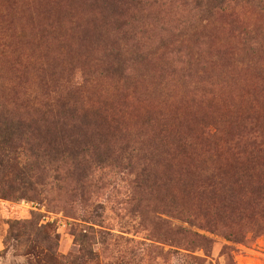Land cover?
Masks as SVG:
<instances>
[{
	"label": "rangeland",
	"instance_id": "obj_1",
	"mask_svg": "<svg viewBox=\"0 0 264 264\" xmlns=\"http://www.w3.org/2000/svg\"><path fill=\"white\" fill-rule=\"evenodd\" d=\"M0 107L30 140L55 118L60 149L97 159L81 195L51 171L0 199V264H264V237L231 243L174 209L191 206L178 180L219 176L246 199L264 182V158L241 153L264 150V0H0ZM141 171L169 183L134 191ZM30 214L51 252L6 239Z\"/></svg>",
	"mask_w": 264,
	"mask_h": 264
},
{
	"label": "trees",
	"instance_id": "obj_2",
	"mask_svg": "<svg viewBox=\"0 0 264 264\" xmlns=\"http://www.w3.org/2000/svg\"><path fill=\"white\" fill-rule=\"evenodd\" d=\"M113 57L114 66L117 68L119 65L118 56L115 54ZM52 106L44 104L43 109L45 112H49ZM0 109L4 115V119H0V177L6 170L10 173L7 180L4 181L0 178L1 200H27L28 194H35V190L41 186L42 182L36 177L47 178L51 171H58L73 178L76 190L80 191V195L87 187L94 188L87 178L97 159L85 160L83 159L85 155L81 152L73 149L66 151L55 144L59 134L57 132L60 131L61 126H64L62 123L54 118L51 121L52 124L45 127L42 136L30 140L28 131H20L24 126L26 128L29 126L19 121L13 123V120L5 119L4 108L0 107ZM21 139L24 140L25 149L19 146L14 147V141ZM29 140L30 144L26 143ZM20 142L22 143V141ZM18 149L22 151H18ZM184 149L181 148L179 151L183 152ZM241 153L247 155L248 159H253L256 156L264 158L263 149L241 151ZM228 172L235 176L238 174L246 176L252 173V168L238 167L229 169ZM228 172L218 170V174L221 175H226ZM262 177L264 179V172H262ZM151 178L146 171L136 174L131 182L133 190L153 188L156 184L163 187L169 183L168 180L163 179L158 183ZM213 178V176L208 177L200 184L194 178L187 181L178 180L179 193L184 200H188L187 205L191 201V206H186L185 203L182 206L181 204L177 205L174 207L177 214L185 216L186 224H198V227L205 232L219 234L225 241L231 243L244 244L246 234L253 237H264V182H261L263 180L256 183L254 192L250 193L252 198L246 199L242 194L244 189L239 183L230 185L219 176H216V179ZM94 184L96 188V183ZM128 200L133 202L131 197ZM193 201L195 203L192 205ZM189 218L191 219L189 220ZM196 220L197 223H194L193 221ZM20 228H28V233L19 234ZM182 230L178 229V231ZM193 236L192 244L205 253L207 238L196 234ZM21 237L24 238V243L40 246L48 253L56 247L52 231L46 225L38 226L36 216L33 214H30L29 219L22 223L17 221L7 223L6 239L11 238L14 241H19ZM189 244L191 245V242Z\"/></svg>",
	"mask_w": 264,
	"mask_h": 264
}]
</instances>
